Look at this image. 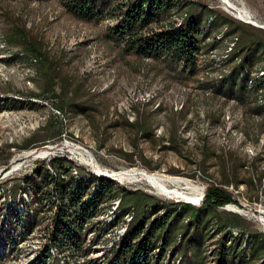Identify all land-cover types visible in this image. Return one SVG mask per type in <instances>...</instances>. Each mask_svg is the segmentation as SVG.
Masks as SVG:
<instances>
[{
	"label": "rangeland",
	"instance_id": "obj_1",
	"mask_svg": "<svg viewBox=\"0 0 264 264\" xmlns=\"http://www.w3.org/2000/svg\"><path fill=\"white\" fill-rule=\"evenodd\" d=\"M187 1L205 9L203 48L193 72L125 53L110 31L115 19H78L62 0L0 1V174L7 167L8 175L1 174L0 185L13 195L26 185L32 211L30 236L3 264L37 263L38 254L31 251L46 245L53 214L44 193L55 179L74 180V170L84 177L136 170L183 178L203 191L198 205L190 204L195 208L209 187L225 190L234 203L218 211L241 226L216 229L212 218L203 264H216L215 249L229 233L236 238L248 234L251 256L241 264H261L263 255L253 247L264 234V29L242 20L221 0ZM229 2L264 25V0ZM188 14V9H174L164 24L180 25ZM243 59L248 73L239 82L245 88L230 93V73ZM87 158L97 167L87 165ZM52 162H65L68 173L55 168L57 178L47 174L44 165ZM36 169L50 183L38 191L30 180ZM111 178L141 202L158 207L185 203L143 181ZM109 204L85 228L90 241L84 253L51 256L49 264H107L108 245L124 227L104 223Z\"/></svg>",
	"mask_w": 264,
	"mask_h": 264
},
{
	"label": "trees",
	"instance_id": "obj_2",
	"mask_svg": "<svg viewBox=\"0 0 264 264\" xmlns=\"http://www.w3.org/2000/svg\"><path fill=\"white\" fill-rule=\"evenodd\" d=\"M62 4L67 12L84 21L115 19L111 34L127 54L166 60L170 65H180L185 72H193L197 66V58L203 48L200 23L205 13L200 5L187 0H62ZM183 8L188 9L189 14L180 25L164 24L166 16L174 9L179 11ZM253 50L251 45L247 46L248 54ZM246 59L241 60L230 73V93L245 88L239 81L248 73ZM237 82L240 84L238 87ZM58 108L63 110L62 106ZM59 127L60 136L62 124ZM52 165L61 174L68 173L65 162H52ZM30 180L35 191L39 185L50 184L38 169ZM51 184L53 188L47 190L43 197L53 208L49 242L51 246L68 251L70 256L84 253L85 227L99 216L103 205L116 198L121 201L120 215L117 214L114 223L130 209H133L134 215L125 235L110 252L107 264H203L204 237L212 218L216 229H240L241 226L236 218L218 211L234 203L231 195L219 187H209L202 205L195 208L181 202L174 207L141 202L137 197L127 196L121 187L107 179L92 177L90 181L75 183L72 179L65 181L59 178ZM226 237L228 242L227 239L221 241L215 249L216 264L246 262L251 256L248 234L236 238L229 233ZM259 242L253 247L254 252L261 253L264 258V234ZM47 261L48 251L45 249L40 252L38 264H48ZM261 264H264V259Z\"/></svg>",
	"mask_w": 264,
	"mask_h": 264
},
{
	"label": "bare ground",
	"instance_id": "obj_3",
	"mask_svg": "<svg viewBox=\"0 0 264 264\" xmlns=\"http://www.w3.org/2000/svg\"><path fill=\"white\" fill-rule=\"evenodd\" d=\"M221 1H223L224 4L230 10H233L234 12H236L238 16L245 22L255 25L257 27L260 26L264 28V25H260L256 23L255 21H253L250 16H248L242 10L235 7L232 3L229 2V0H221ZM44 155H46V152L41 153L38 157L41 158V157H44ZM78 156H83V155L78 154ZM87 165H91L92 167H95V168L97 167L96 164L91 159H88V158H87ZM98 170L99 168L97 169V171ZM48 171L49 172L47 174L57 178V175L53 171L52 168L48 167ZM100 175L103 176L104 174L99 172L97 173V175L91 174L90 177H84L79 174L78 170H74V173H73L75 183H80L81 181L83 182L90 181L92 177L96 179L111 180L112 179L111 176L119 182L122 181V182L132 183V182L143 181L149 186H151L152 188L156 189L161 195L165 197L183 201L185 203H189L192 205H198L203 195L202 189L198 188L197 186H195L188 180L183 179V178H178V177H166V176H160L157 174H147L145 172H137L136 170L125 171L122 173H112V175H106L105 177H100ZM25 187H26L25 185H22L21 187L22 189L19 190L18 195L17 194L13 195L10 190H7L0 185V264H3V262L9 257L8 253L13 250H16L17 245L25 241L27 239V236L29 235L27 227H28V222H29V215L32 214V211L28 209V204L30 200L27 195L28 194L27 189ZM120 202H121L120 199H117V200L114 199L111 202H109L111 204V207H109L111 208V210L108 209L109 214H108L107 219L104 221V223L107 224L108 226H110L112 223L114 224V221L116 220V216L118 213L120 215V212H119ZM227 209L232 212H236V213L240 212L239 209L236 208L235 206L227 207ZM133 215H134V211L133 209H130L129 212L122 217L121 221H116L117 223H121V226L123 225L124 227L121 229V232L119 233V235H117L116 238L113 239L111 243H109L108 249H107L108 253L113 251L114 247L119 244V242L125 235L128 225L133 220ZM50 225L51 224H49L47 228V232L45 233L46 239H45L44 244L46 245L43 246V249L41 250L37 248L35 249V251L34 250L31 251L34 255L38 254L36 264H38V258H39L40 252H42L45 249H47L48 251V261H47L48 264L50 263L51 256L55 257L56 255H59V254L69 255L68 251H62L59 248L50 245V242H49V232L51 230ZM119 227H120L119 225L116 226V228H119ZM100 230H101V227H98L96 229V232H99ZM83 232H85V229ZM83 235L85 236V234ZM84 239H85L86 244L88 243V241H90V239H87L85 237Z\"/></svg>",
	"mask_w": 264,
	"mask_h": 264
},
{
	"label": "built area",
	"instance_id": "obj_4",
	"mask_svg": "<svg viewBox=\"0 0 264 264\" xmlns=\"http://www.w3.org/2000/svg\"><path fill=\"white\" fill-rule=\"evenodd\" d=\"M47 157V156H46ZM45 157V158H46ZM38 158V157H37ZM44 159V158H43ZM45 167H52V169H53V171L55 172V167L54 166H47V165H44ZM6 169H7V167H4V168H2V171H1V174H2V176L4 175V176H8V175H5V173L7 172L6 171ZM76 169H77V166H76ZM5 171V172H4ZM1 174H0V176H1ZM2 178V177H1ZM3 179V178H2Z\"/></svg>",
	"mask_w": 264,
	"mask_h": 264
},
{
	"label": "water",
	"instance_id": "obj_5",
	"mask_svg": "<svg viewBox=\"0 0 264 264\" xmlns=\"http://www.w3.org/2000/svg\"><path fill=\"white\" fill-rule=\"evenodd\" d=\"M222 2H223V1H222ZM223 3H224V2H223ZM254 26H255V25H254ZM255 27H257V26H255ZM258 28H260V29H264V28H262V27H260V26H259Z\"/></svg>",
	"mask_w": 264,
	"mask_h": 264
}]
</instances>
